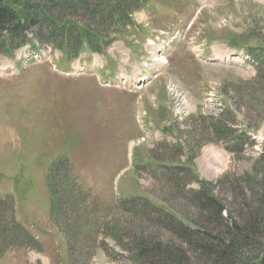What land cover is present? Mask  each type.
Segmentation results:
<instances>
[{
    "label": "rangeland",
    "instance_id": "374dc122",
    "mask_svg": "<svg viewBox=\"0 0 264 264\" xmlns=\"http://www.w3.org/2000/svg\"><path fill=\"white\" fill-rule=\"evenodd\" d=\"M60 3L42 21L111 38L76 57L32 34L0 50V196L40 244L0 264H167L137 253L142 236L179 240L152 211L193 225L197 180L230 207L263 182L264 0H147L132 23Z\"/></svg>",
    "mask_w": 264,
    "mask_h": 264
},
{
    "label": "trees",
    "instance_id": "16d2710c",
    "mask_svg": "<svg viewBox=\"0 0 264 264\" xmlns=\"http://www.w3.org/2000/svg\"><path fill=\"white\" fill-rule=\"evenodd\" d=\"M48 1V0H47ZM0 0V50L21 48L31 43L29 34L34 40L41 41L45 36L54 47L66 50L68 56L76 57L89 46L93 52L101 53L111 36H100L77 22L60 24L52 16L44 18L41 13L47 11L49 0ZM147 0H62L59 5V16H66L69 10L91 14L93 18L124 22L133 21V12L145 6ZM38 10H40L38 12ZM45 14V13H44ZM46 33V34H45ZM94 37V39H93ZM84 45V46H83ZM220 127L225 137L239 139L237 149L243 148L245 136L233 134V128ZM218 131V132H219ZM67 167L70 169L69 163ZM171 167L172 166H168ZM178 173L181 172V169ZM172 173H177L171 169ZM177 176L172 181L176 189L181 181ZM196 181V180H195ZM199 189H189L187 194L190 204L196 208L199 221L192 220L193 225L160 211L156 220L169 228L178 237L176 244L170 241H156L139 237L135 245L138 254L146 262L154 263L163 259L167 264H264V178L259 191H251L247 196L240 193L235 207L225 205L215 197L212 188L202 180ZM179 188V187H178ZM184 189V188H182ZM54 190L55 186H54ZM53 186H52V191ZM186 191V190H185ZM53 209L61 204L54 193ZM61 200V199H60ZM137 200V199H136ZM16 204L13 195L0 196V258L12 246L38 249L40 244L16 217ZM175 214V215H174ZM98 232V231H97ZM102 247L105 243L102 242Z\"/></svg>",
    "mask_w": 264,
    "mask_h": 264
}]
</instances>
